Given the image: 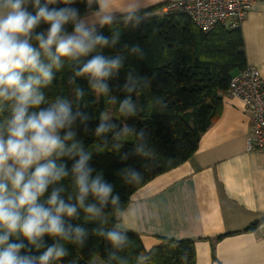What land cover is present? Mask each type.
Instances as JSON below:
<instances>
[{"label":"clouds","instance_id":"9594fccd","mask_svg":"<svg viewBox=\"0 0 264 264\" xmlns=\"http://www.w3.org/2000/svg\"><path fill=\"white\" fill-rule=\"evenodd\" d=\"M147 6V0H0V264H54L69 255L65 242L85 247L88 229L72 223L81 219V212L85 221H100L91 233L106 241L109 264H129L120 253L129 244L128 232L135 230L140 206L122 207L113 183L91 165L92 152L79 132H91L103 145L111 143L122 162L143 158L139 168L127 165L118 170L125 184L141 183V168L154 162L151 133L114 120L107 111L100 112L99 122L90 129L92 117L84 99L88 93L77 80L87 81L95 94L93 103H98L100 96L112 92L109 82L119 78L130 56L146 57L139 43L122 42L118 28L110 29L109 35L103 29L116 24L139 29L148 19ZM42 25L48 27L38 30ZM104 49L116 54H105ZM66 67L72 73L67 82L73 86V97L49 100L46 90ZM155 79V73L127 72L120 86L123 98L112 95L111 102H118L125 117L137 115L141 109L135 95ZM150 107L162 111L167 103L156 98ZM128 137H135V142L123 151ZM95 150L99 153L101 145ZM65 160L72 161L70 168ZM65 178L71 179V191ZM106 211L115 213L108 229L102 227ZM147 260L141 254L136 264ZM68 264H77L76 258Z\"/></svg>","mask_w":264,"mask_h":264},{"label":"trees","instance_id":"16d2710c","mask_svg":"<svg viewBox=\"0 0 264 264\" xmlns=\"http://www.w3.org/2000/svg\"><path fill=\"white\" fill-rule=\"evenodd\" d=\"M165 5L166 3H160L147 7L148 19L137 30H130L121 24L103 29L104 34L109 35L110 29L118 28L123 33L122 42L139 43L146 53L144 59L136 56L128 58L119 78L109 82L111 93L100 96L99 102L93 103L95 94L89 90L87 81L83 78L77 80V84L88 93L84 99L89 104L85 111L92 117L89 121L90 129H94L99 122L100 112L107 111L109 115L111 111L110 118L137 128L146 127L151 133L150 143L155 148L154 162L146 169L141 168L144 175L141 183L125 184L116 174L118 170L127 165L139 168L143 158L133 157L122 162L120 153L111 147V143L103 145L91 132L85 134L82 129L79 132L84 147L92 152L91 165L97 170H102L105 179L113 183L115 191L121 196L124 208L138 188L193 156L202 134L220 113L222 96L226 93L231 78L247 67L241 28L227 29L218 26L204 32L186 14L162 12ZM76 6L81 12L84 11L82 4ZM46 27L48 26L42 25L38 30ZM104 52L116 54L114 49H104ZM127 72L147 76L156 74L151 87L136 93L135 99L141 110L132 117H125L120 113L118 102L112 103L110 99L112 95L118 100L123 98L124 93L120 91V86L124 83ZM71 75L68 67L56 74L55 81L46 90L49 100L55 99L57 95L70 99L73 97V86L67 82ZM156 98H163L166 101L167 107L164 110L157 111L150 107ZM134 142L135 137L125 138L122 150L128 151ZM96 144L101 145L99 153L95 150ZM65 162L70 168L72 161ZM64 184L71 191V179L65 178ZM84 216L85 214L81 212V219L73 220L72 223L85 224L90 233L86 246L81 248L65 242L69 255L54 264H68V261L74 258L77 264H109L104 253L106 241L91 233L99 226L100 221H85ZM105 219L107 223L102 227L111 228L115 223V213L109 214L106 211ZM263 222L264 217L254 221L244 230H254ZM128 236L129 244L120 255L127 257L129 264H136L137 257L141 254L148 256L146 264H196L193 240L161 237L157 245L146 249L138 233L129 231ZM45 241L49 244L53 242L47 236ZM34 254L38 253L34 250Z\"/></svg>","mask_w":264,"mask_h":264},{"label":"crops","instance_id":"0c3cea01","mask_svg":"<svg viewBox=\"0 0 264 264\" xmlns=\"http://www.w3.org/2000/svg\"><path fill=\"white\" fill-rule=\"evenodd\" d=\"M172 1L147 0V7L166 3L164 12ZM241 31L247 66L264 82V0L253 2ZM222 97L193 156L138 188L126 208L140 206L133 232L146 249L161 237L190 239L196 264H264V222L244 230L264 217V152L247 147L252 113L240 99Z\"/></svg>","mask_w":264,"mask_h":264},{"label":"built area","instance_id":"2783aa9c","mask_svg":"<svg viewBox=\"0 0 264 264\" xmlns=\"http://www.w3.org/2000/svg\"><path fill=\"white\" fill-rule=\"evenodd\" d=\"M255 0H174L164 13H183L204 32L218 26L238 29ZM226 94L242 101L253 115V128L247 137L249 150L264 152V82L259 70L247 66L235 74Z\"/></svg>","mask_w":264,"mask_h":264},{"label":"rangeland","instance_id":"374dc122","mask_svg":"<svg viewBox=\"0 0 264 264\" xmlns=\"http://www.w3.org/2000/svg\"><path fill=\"white\" fill-rule=\"evenodd\" d=\"M109 115H111V111H109Z\"/></svg>","mask_w":264,"mask_h":264}]
</instances>
